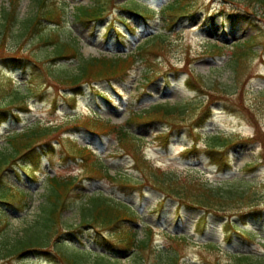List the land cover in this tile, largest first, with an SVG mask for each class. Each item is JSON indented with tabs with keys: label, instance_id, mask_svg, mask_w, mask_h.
<instances>
[{
	"label": "rangeland",
	"instance_id": "rangeland-1",
	"mask_svg": "<svg viewBox=\"0 0 264 264\" xmlns=\"http://www.w3.org/2000/svg\"><path fill=\"white\" fill-rule=\"evenodd\" d=\"M56 1H60L61 6L67 5L63 23L55 26L42 22L37 32L16 45L8 33L0 40V58L20 53L30 59L23 66L0 63V70L12 79L13 87L22 95L26 106L15 104L13 112L18 114L17 118L10 115L7 121L0 124V153L8 148L6 137L9 134L21 132L33 123L63 126L64 137H69L78 145L89 146L94 158L111 176L119 174L127 182L120 184L103 177H90L80 161L68 155V144L65 148L54 142L52 149H45V153L38 158L24 159L22 166L34 181L19 167L12 166L4 173L7 187L20 190L25 199L24 205L19 208L0 199V252L6 242L14 243L22 237L45 202L48 180L56 176L72 177L78 183V189L73 191L69 201L73 205L63 212L64 219L72 224L71 229L75 233L63 235L60 242L67 241L90 250L88 258H92L93 253L105 252L104 247L99 243V235L88 226L80 227L82 214L76 207L78 203H74L93 193L110 196L129 206L137 219L127 226L136 238L143 239L145 231L151 227V239L156 249L170 247L178 250L184 264H226L224 252L263 257L264 217L260 220L253 216L245 221L235 219L237 229L226 231L221 218L209 215L202 232H197L195 223L201 216L200 212L178 208L173 200L143 186L142 177L133 168L132 160L113 148L111 137L94 133L82 124L73 127L86 118H99L114 125L124 124L130 115L155 104L188 102L193 104L194 116L198 117L204 104L210 102L209 117L203 118L197 125L190 123L193 114L190 111L175 120L181 125L176 130H169L165 124H133L128 127L135 136L143 139L142 150L146 158L169 173L177 176L193 173L213 186L234 178L264 184V151L259 144H264V97L258 93L264 90V21L258 18L255 9L254 15L248 14L253 13L252 9H248L252 5L239 0H185L192 4L190 14L175 24L172 31L174 37L167 52L151 59L153 75L168 72L163 78L143 85L142 68H135L124 81L84 86L81 95L73 96L69 89L55 86L49 75H54L51 72L56 64L70 72L75 71L76 61L51 62V47L42 43L41 38L55 33L61 40L73 43L86 59L126 55L162 26L160 10L172 0H109L106 19L90 24L76 21L73 8L92 5L95 0ZM133 2L155 15L144 19L132 13L129 8L134 5ZM9 7L8 0H0V14L3 10L8 11ZM35 10V0H20L18 17L29 18ZM245 17L247 20L242 21L241 18ZM254 29L258 30L257 33ZM249 37H253V50L257 53L248 56L244 66L240 65L238 75L241 77L236 78L228 66L231 50L236 42H243ZM213 45L221 46L219 50L222 51L209 49ZM187 60L189 65L185 63ZM32 61H37L39 67L34 66ZM171 68L180 72H170ZM191 74L200 77L204 85H197ZM232 85L238 93L227 95L225 87ZM69 96L74 97L73 101H69ZM216 135L228 140L227 145L209 150L206 137ZM247 164L251 167L244 168ZM261 192L264 195V189ZM249 232L255 236H248L246 233ZM107 234L112 235L113 232L108 231ZM174 235L188 236L194 244H177L168 237ZM109 237L114 239V236ZM207 242L217 244L219 250L202 248ZM108 255L116 256L117 253L108 252ZM131 263V256L121 257L118 262ZM0 264L60 262L48 254L26 252L20 257L1 259L0 256Z\"/></svg>",
	"mask_w": 264,
	"mask_h": 264
},
{
	"label": "trees",
	"instance_id": "trees-1",
	"mask_svg": "<svg viewBox=\"0 0 264 264\" xmlns=\"http://www.w3.org/2000/svg\"><path fill=\"white\" fill-rule=\"evenodd\" d=\"M10 7L8 11H2L0 14V40L10 34L12 42L16 45L19 41L29 37L40 29L42 22H48L52 25L61 24L66 16L67 5H60L56 0H35V14L29 18L18 17V6L20 0H8ZM246 4H251L257 12L258 18L264 21V0H239ZM109 0H95L93 5L78 6L74 8L73 18L81 23L90 24L102 22L107 17V7ZM134 5L129 8L134 14L141 15L149 19L154 16L146 8L133 2ZM191 3L185 0H172L171 3L164 6L160 12L163 17L162 26L156 33L150 34L146 40L138 45L133 52L127 55H120L113 58H91L86 59L81 56L77 47L68 41H63L55 33L41 38L42 43L51 47L52 61H76L75 71L70 72L62 65H54L49 77L55 86L69 89L73 96L81 95L84 86H92L97 83H113L126 80L135 68H142L141 76L143 85L152 84L163 78L168 72L161 75H153L151 69V59L156 55L167 52L172 38L174 37L173 28L178 20L185 18L190 14ZM2 15V16H1ZM243 19V20H242ZM246 21L247 17L241 18ZM255 33L258 30L254 29ZM253 37H249L243 42H236L232 47L229 69L233 71L234 77L240 78L238 71L240 65L244 66V61L250 55L257 53L253 50ZM209 49L222 51L221 46H209ZM26 56L15 54L0 58L1 64L15 63L17 66H23L29 62ZM34 66L39 67L37 61H32ZM189 65V61H185ZM242 66V67H243ZM49 71V70H47ZM170 72L178 73L180 71L171 68ZM169 72V73H170ZM199 86L204 85L200 77H194ZM192 79H188L192 80ZM12 79L0 70V123L7 120L10 115L17 118L14 113V105L21 104L20 107H26L22 101V95L13 87ZM28 84V82H27ZM235 86H226L224 92L227 95L237 94ZM264 97V90L258 92ZM74 97L69 96V101ZM17 104V105H18ZM191 103L168 105L156 104L149 106L138 113L129 116L125 124L114 125L107 121L86 118L82 123H76L74 128L80 124L94 133L109 135L113 140V148L121 151L128 156L133 163V168L137 170L142 177V185L157 190L167 199L177 203L178 208L195 210L201 213L200 218L195 223L197 232H202L205 226L206 218L209 215L221 218L224 221L226 231L229 228L237 229L236 220L245 221L249 216L260 220L264 217V195L260 194L264 189V184L254 181L234 178L227 180L215 186L201 181L193 173L177 176L156 167L146 159L143 154V139L135 136L128 126L133 124L152 126L154 124H165L169 130L181 125L175 122L178 117L193 113L190 117L193 125L201 123L203 118L207 119L210 113L211 103L207 102L202 108V114L194 116ZM26 110V108H20ZM193 110V112H192ZM192 116L194 118H192ZM208 116V117H207ZM207 117V118H206ZM198 124V125H199ZM200 127V126H199ZM64 127L56 125H41L33 123L23 129L21 132H13L6 137L8 148L0 153V199L1 202L7 201L11 206L19 208L24 205L25 195L20 190L7 187L3 176L6 170L12 166L19 167L32 181L34 178L29 176V172L22 165L25 158L30 160L38 158L45 153V149H52L54 142L58 146L68 144V155H72L75 160H79L81 166L90 177H103L111 182L126 183L127 180L119 174L110 175L107 170L93 156V151L89 146H81L72 141L69 137H64ZM198 136H203L197 133ZM207 146L209 150L227 145L228 140H223L220 136H207ZM237 143V142H236ZM262 145L264 151V144ZM264 165V158H262ZM251 167L249 164L244 168ZM243 170V169H241ZM78 189L76 179L72 177L53 176L48 180L45 199L39 207V212L30 225H28L24 234L14 243H7L0 252L1 259L9 258L14 255H23L26 252H41L56 257L60 264H118L119 256H131V264H184L183 256H179L178 250L170 247L164 250H157L152 242V230L147 228L143 239L138 240L132 231L129 223L134 222L137 217L135 213L125 204L115 201L110 196L101 193L86 194L84 199H78L74 204L81 211V226H88L98 235L105 236L108 231L114 236L100 239V245L104 247L105 252L111 251L117 253V256L107 253L95 254L88 258L90 250L81 246H75L67 241H61L63 235L71 236L75 233L72 224L63 217V212L70 205L69 201L73 191ZM23 200V201H22ZM19 206H16V205ZM80 204V205H79ZM75 207V205H74ZM1 227V226H0ZM3 227V226H2ZM253 236L252 233H246ZM255 236V235H254ZM177 244H194L189 241L188 236L175 235L168 236ZM59 242V244H58ZM53 245V246H52ZM54 248V249H53ZM204 249H218L217 244L208 242L202 246ZM219 252V251H218ZM119 255V256H118ZM154 255V256H153ZM226 264H264V256L253 258L244 254L224 252ZM153 256V257H152ZM213 264H219L215 262Z\"/></svg>",
	"mask_w": 264,
	"mask_h": 264
}]
</instances>
